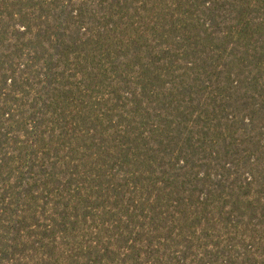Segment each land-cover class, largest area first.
<instances>
[{"label":"trees","instance_id":"obj_1","mask_svg":"<svg viewBox=\"0 0 264 264\" xmlns=\"http://www.w3.org/2000/svg\"><path fill=\"white\" fill-rule=\"evenodd\" d=\"M0 264H264V0H0Z\"/></svg>","mask_w":264,"mask_h":264}]
</instances>
